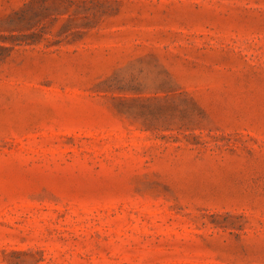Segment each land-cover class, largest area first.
<instances>
[{
  "label": "rangeland",
  "instance_id": "obj_1",
  "mask_svg": "<svg viewBox=\"0 0 264 264\" xmlns=\"http://www.w3.org/2000/svg\"><path fill=\"white\" fill-rule=\"evenodd\" d=\"M0 264H264V0H0Z\"/></svg>",
  "mask_w": 264,
  "mask_h": 264
}]
</instances>
